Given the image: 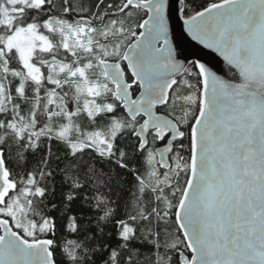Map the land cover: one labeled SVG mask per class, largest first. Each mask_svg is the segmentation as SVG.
Listing matches in <instances>:
<instances>
[{
  "label": "snow or ice",
  "instance_id": "1",
  "mask_svg": "<svg viewBox=\"0 0 264 264\" xmlns=\"http://www.w3.org/2000/svg\"><path fill=\"white\" fill-rule=\"evenodd\" d=\"M0 264H264V0H0Z\"/></svg>",
  "mask_w": 264,
  "mask_h": 264
},
{
  "label": "water",
  "instance_id": "2",
  "mask_svg": "<svg viewBox=\"0 0 264 264\" xmlns=\"http://www.w3.org/2000/svg\"><path fill=\"white\" fill-rule=\"evenodd\" d=\"M192 43L194 44L195 42H192ZM198 47L203 49V46H198ZM203 53H211V50L210 49H203ZM211 54L212 55H216L215 53H211ZM195 58L196 57H192V56L189 57V59H195ZM217 59H219L221 61V67H224L222 58L217 56Z\"/></svg>",
  "mask_w": 264,
  "mask_h": 264
},
{
  "label": "trees",
  "instance_id": "3",
  "mask_svg": "<svg viewBox=\"0 0 264 264\" xmlns=\"http://www.w3.org/2000/svg\"><path fill=\"white\" fill-rule=\"evenodd\" d=\"M69 239H72V237H69Z\"/></svg>",
  "mask_w": 264,
  "mask_h": 264
}]
</instances>
